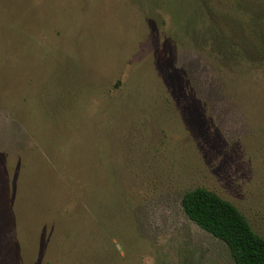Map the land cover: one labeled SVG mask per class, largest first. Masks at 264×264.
I'll return each instance as SVG.
<instances>
[{
  "label": "rangeland",
  "instance_id": "374dc122",
  "mask_svg": "<svg viewBox=\"0 0 264 264\" xmlns=\"http://www.w3.org/2000/svg\"><path fill=\"white\" fill-rule=\"evenodd\" d=\"M252 12L264 0H0V264H236L185 213L196 187L264 237Z\"/></svg>",
  "mask_w": 264,
  "mask_h": 264
},
{
  "label": "trees",
  "instance_id": "16d2710c",
  "mask_svg": "<svg viewBox=\"0 0 264 264\" xmlns=\"http://www.w3.org/2000/svg\"><path fill=\"white\" fill-rule=\"evenodd\" d=\"M247 33L248 57L264 60V14L252 12ZM220 30L216 42L224 56L241 48L237 38L227 39ZM185 213L201 228L223 240L236 264H264V237L254 231L246 216L230 201L204 187L185 192L182 197Z\"/></svg>",
  "mask_w": 264,
  "mask_h": 264
},
{
  "label": "crops",
  "instance_id": "0c3cea01",
  "mask_svg": "<svg viewBox=\"0 0 264 264\" xmlns=\"http://www.w3.org/2000/svg\"><path fill=\"white\" fill-rule=\"evenodd\" d=\"M2 148L3 149H5V148H9V144H7L6 146L4 145V146H2ZM8 161H9V159H8ZM6 174V173H5ZM6 176V175H5Z\"/></svg>",
  "mask_w": 264,
  "mask_h": 264
}]
</instances>
